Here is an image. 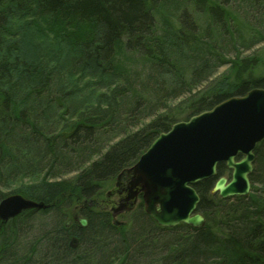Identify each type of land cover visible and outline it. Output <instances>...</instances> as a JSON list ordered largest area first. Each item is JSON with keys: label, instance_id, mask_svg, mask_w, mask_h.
<instances>
[{"label": "trees", "instance_id": "1", "mask_svg": "<svg viewBox=\"0 0 264 264\" xmlns=\"http://www.w3.org/2000/svg\"><path fill=\"white\" fill-rule=\"evenodd\" d=\"M261 44L264 0H0V200L46 205L0 222V264H264V140L248 195L212 193L224 163L194 185L203 227L95 204L172 124L264 88Z\"/></svg>", "mask_w": 264, "mask_h": 264}, {"label": "water", "instance_id": "2", "mask_svg": "<svg viewBox=\"0 0 264 264\" xmlns=\"http://www.w3.org/2000/svg\"><path fill=\"white\" fill-rule=\"evenodd\" d=\"M263 140L264 88L231 97L188 120L176 122L160 133L136 163L125 170L129 193L113 209V214L131 211L141 192L145 211L158 225L175 227L185 223L203 227L206 218L198 211L200 196L194 185L216 177L218 165L224 163L231 170V177L217 178L212 192H218L221 198L248 195L254 151ZM239 156L242 157L238 159ZM44 207V202L21 193L8 194L0 200L1 225L24 210ZM75 219L81 227L88 224L86 218L75 216ZM115 224L124 222L115 218ZM76 241L72 237L73 247Z\"/></svg>", "mask_w": 264, "mask_h": 264}, {"label": "rangeland", "instance_id": "3", "mask_svg": "<svg viewBox=\"0 0 264 264\" xmlns=\"http://www.w3.org/2000/svg\"><path fill=\"white\" fill-rule=\"evenodd\" d=\"M256 50H258V54H259L260 57H264V44L259 45L256 48ZM249 53H251V52H247L244 55H247ZM262 70H264V67H263ZM232 73H233L232 64H227V65H224L223 67L219 68V70L214 75V78H221V79L231 78L232 77ZM182 121H185V120H182ZM27 181L28 180H25V182H27ZM117 183H118V180L115 179L111 184H109L108 186H106L104 188V190L101 191V193L95 198V204H96V206L98 208L111 209L110 207H112L114 205H115V207H118L120 205V203H121L120 202V198H119V196L117 194V190L119 189V186H117ZM125 184H127V183L125 182ZM15 187H16V184L12 186V188H15ZM8 190H10V189H8ZM133 210L134 209H132L129 212H122L117 218L119 220H121V221L128 222L130 213ZM76 215L79 216V214H78L77 211H75L73 213L72 219H73V217L75 219V216ZM74 244L77 245L78 244V241L74 242ZM138 264H148V263L140 262Z\"/></svg>", "mask_w": 264, "mask_h": 264}, {"label": "flooded vegetation", "instance_id": "4", "mask_svg": "<svg viewBox=\"0 0 264 264\" xmlns=\"http://www.w3.org/2000/svg\"><path fill=\"white\" fill-rule=\"evenodd\" d=\"M241 157H242V156H239L238 159H240ZM224 176H226L228 179H230V177H231V171H228L227 173H225ZM125 182H126L127 184H125ZM128 182H129L128 174H127V173H124V175H122V176L120 177V181H119V183H117V186H119V189L117 190V194H118V196H119V198H120V202H121V203L124 202L125 197H126L127 194L129 193V191H128ZM141 202H143V198H142V193L140 192L139 195H138V199H137L136 203L134 204V206L132 207V209H134L135 206L138 205V203H141ZM129 205H130V204H129ZM143 205H144V202H143ZM144 206H145V205H144ZM110 208H111V210H113V209L116 208V207H115V205H114V206H112V207H110ZM120 214H121V213H120ZM120 214H118V216H119ZM75 220H76V219H75ZM76 221H77V220H76ZM77 241H78V240H77ZM71 244H72V240H71Z\"/></svg>", "mask_w": 264, "mask_h": 264}, {"label": "bare ground", "instance_id": "5", "mask_svg": "<svg viewBox=\"0 0 264 264\" xmlns=\"http://www.w3.org/2000/svg\"><path fill=\"white\" fill-rule=\"evenodd\" d=\"M6 196H7V195H6ZM6 196H5V197H6ZM3 198H4V197H3ZM3 198H2V199H3ZM110 210H111V209H110ZM111 211H112V210H111ZM112 214H113V211H112ZM117 217H118V216H115V215L113 214L114 222H115V218L118 219ZM118 220H119V219H118Z\"/></svg>", "mask_w": 264, "mask_h": 264}]
</instances>
